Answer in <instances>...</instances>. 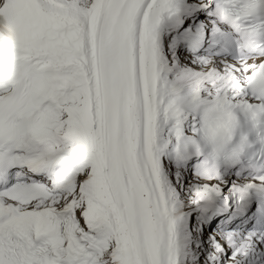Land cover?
I'll return each mask as SVG.
<instances>
[{
  "label": "snow or ice",
  "instance_id": "6c2138e0",
  "mask_svg": "<svg viewBox=\"0 0 264 264\" xmlns=\"http://www.w3.org/2000/svg\"><path fill=\"white\" fill-rule=\"evenodd\" d=\"M0 264H264V0H0Z\"/></svg>",
  "mask_w": 264,
  "mask_h": 264
}]
</instances>
